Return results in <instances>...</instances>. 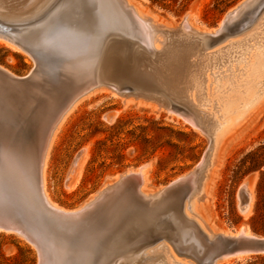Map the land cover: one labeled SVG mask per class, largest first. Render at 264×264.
<instances>
[{
	"label": "bare ground",
	"instance_id": "bare-ground-1",
	"mask_svg": "<svg viewBox=\"0 0 264 264\" xmlns=\"http://www.w3.org/2000/svg\"><path fill=\"white\" fill-rule=\"evenodd\" d=\"M125 2L127 3L126 0ZM110 3L111 0H0V18L24 22L17 37L29 47L44 51L58 50L63 56L73 59L72 69L76 76L80 80L96 82L93 89L112 85L118 88L114 91L121 96L147 98L168 108L169 111L173 105L182 107L187 112L186 116L183 115L184 119L208 135L209 146L184 204L178 200L163 199L160 191L146 195L142 193L141 188L133 189L141 203L135 204V199L131 196L127 200L138 207L136 214L121 225L116 237L105 243L95 260L88 258L91 257V246L87 257L79 263L146 264V261L151 259L158 264H190L178 259L166 243L189 250L193 242H198L199 230L208 231L198 210L207 193L212 171L220 165L221 156L228 152L234 140L264 111V82L261 84L264 76V59L259 53V56L257 55L256 50L253 51L257 46L264 49V31H260L261 33L255 37L253 35V39L250 38V42L253 43L234 44L224 54H204L202 57L201 50L238 36L253 26L256 27L251 30L252 32L258 27L264 28V4L253 11L241 29L225 35L220 40L210 41V34L213 32L196 34L190 28L189 20L184 27L174 29L157 21L156 23L149 21L147 14L132 6L141 24L137 32H126L128 38H121L118 33H125V28L120 24H114ZM77 11L79 15L75 14ZM9 43L24 52L21 47ZM161 43H164L163 47H160ZM247 53L250 58L247 59V66L243 68L245 72L243 77L239 79L235 77L232 86L230 88L228 86L229 91L226 82L217 86L220 90L215 87L214 91H218L217 93L211 92L210 90L214 88L209 89L206 79L208 76L205 74L207 69L234 61L239 62ZM243 69L240 70L241 73ZM256 79L260 81L258 87L263 85L259 90L255 89L258 85L255 83ZM126 86L133 89L129 92L123 91ZM77 102L79 103V100ZM77 102L74 104L75 107L78 105ZM73 109L74 106L63 117L59 127L55 129L56 132L54 131L55 135ZM52 137L43 166V190L48 202L50 200L46 191L45 171L54 135ZM243 184L248 185L251 194L253 180H247ZM129 193L131 194L130 189L115 191L96 203L79 225L82 234L89 228L84 224H98ZM252 200L251 194V202L244 210L240 204L238 205L242 214L250 213ZM146 206L151 207L152 220L148 219L144 210ZM157 207L167 209L157 216L159 211ZM239 232L245 235L252 234L247 229L237 231ZM207 235L212 237L216 233L209 231ZM156 245L157 247L150 249ZM151 253L153 255L149 258ZM242 257L246 256H229L221 260L226 259L227 262L231 258Z\"/></svg>",
	"mask_w": 264,
	"mask_h": 264
},
{
	"label": "rangeland",
	"instance_id": "rangeland-1",
	"mask_svg": "<svg viewBox=\"0 0 264 264\" xmlns=\"http://www.w3.org/2000/svg\"><path fill=\"white\" fill-rule=\"evenodd\" d=\"M126 1L136 10L148 16L153 15L160 24L174 29L181 26L185 16L189 15L190 28L196 34H206L218 30L227 14L246 0H229L221 7V10L215 9L216 4L225 0H191L184 10L177 7L165 9L152 5L150 0ZM226 4L232 5L226 8ZM75 14L79 15V12ZM254 27L256 26L214 46H206L201 50L202 57L204 54H224L234 44L247 45L250 38L253 39L255 35L264 31L261 26L262 28L258 27L259 31L258 29L254 31L256 34H252L254 32L251 30H254ZM223 37L209 39L216 41ZM3 39H0V67L16 77L29 75L35 68V60ZM192 39L199 38L192 37ZM163 45L164 43H161L160 47ZM261 49L257 46L253 51L256 50L257 55L259 53L264 59V49L262 47ZM248 58L250 56L247 53L239 62L234 61L208 68L205 72L208 76L207 83L209 89L214 88L210 91L216 90L215 87L226 82L227 88L228 86L230 88L235 77L242 78L245 73L243 68L247 66ZM241 69H243L242 73ZM262 77L263 81L258 78L261 84L264 82V76ZM258 79L255 82L258 84L257 87L255 85V89L259 90L263 85L258 87L260 83ZM77 104L76 107L74 105L73 111L56 135V131L53 134L54 139L50 145L45 171L49 202L65 212L84 208L105 188L112 185L119 176L143 166L146 168L143 171V187L141 188L143 191H141L146 195L155 194L171 182L191 173L200 164L209 146L208 135L201 128L191 125L183 115L181 116V113L169 111L168 108L147 98L133 95L121 96L111 87L100 86L91 90ZM119 154L122 158L118 163L116 156ZM80 155L81 158L76 163ZM221 157L222 162L212 171L207 193L198 210L208 230L204 232L208 234L210 231L219 235L247 229L250 233H254L252 217L257 211L256 202L259 191L264 195V178L262 177L264 174V111L256 117L250 127L244 129L234 140L228 152ZM247 180H253L251 188L253 200L250 213L244 215L239 211L238 199L239 190ZM130 191L131 194L120 200L112 212L105 215L98 224H84L89 227L84 233L91 241L92 252L91 257L88 256V258H92V261L99 255L105 243L116 237L121 225L136 214L138 207L130 204L127 199L131 196L135 199V204L141 202L136 191L133 189ZM260 208V214L264 215V206ZM157 209L158 216L167 208L157 207ZM144 210L148 219L152 220L151 207L146 206ZM167 244L178 259L190 264H193L192 262L198 264L192 256L181 254L175 246L168 242ZM155 247L157 245L150 249ZM151 255L153 253L148 257L151 258ZM147 262L158 264L151 259H148L146 264ZM224 263L264 264L261 258L254 256L231 258L227 262L225 259L217 264ZM0 264H39L38 252L22 238L0 233Z\"/></svg>",
	"mask_w": 264,
	"mask_h": 264
},
{
	"label": "water",
	"instance_id": "water-1",
	"mask_svg": "<svg viewBox=\"0 0 264 264\" xmlns=\"http://www.w3.org/2000/svg\"><path fill=\"white\" fill-rule=\"evenodd\" d=\"M111 3L114 24L125 28V33L120 32L118 36L127 39L126 32H137L141 21L125 0H111ZM263 4L264 0L244 1L227 14L210 37L218 38L241 29L253 11ZM146 17L156 23L153 15ZM188 20L187 15L181 26ZM22 25L24 22L0 18V37L21 47L35 60L34 70L24 77H16L0 67V233L15 235L35 247L39 264H79L91 247L79 225L91 208L107 195L122 189L142 188L146 166L119 176L80 210L63 212L47 201L43 166L52 135L74 104L97 83L80 80L72 69L74 60L58 50L33 49L23 43L17 37ZM132 89L126 86L122 90ZM171 111L187 115L177 105H173ZM204 157L205 154L202 161ZM202 161L191 173L160 190L163 199L184 204ZM250 202L248 185L243 184L239 190L241 209H246ZM175 248L181 254L192 256L198 264H215L229 256L264 257V235L231 232L209 237L199 230L198 242H193L192 248L187 250L177 245Z\"/></svg>",
	"mask_w": 264,
	"mask_h": 264
},
{
	"label": "trees",
	"instance_id": "trees-1",
	"mask_svg": "<svg viewBox=\"0 0 264 264\" xmlns=\"http://www.w3.org/2000/svg\"><path fill=\"white\" fill-rule=\"evenodd\" d=\"M189 1L191 0H150L152 5H157L165 9H174L175 7H177L178 9H182V10H184L187 7ZM227 1L229 0H225V2L223 1L217 2L215 9L221 10V7L225 3H227ZM232 4H226V8ZM121 158L122 155L120 154L116 156V159H118V163ZM262 177L264 178V174L262 175ZM256 206H257L256 214L252 217V223H253L252 230L255 234L261 235L262 233H264V215L260 214V210H261L260 206H264V195H262L260 191L258 193V200L256 202ZM259 258H261L262 262L264 263V257H259Z\"/></svg>",
	"mask_w": 264,
	"mask_h": 264
}]
</instances>
